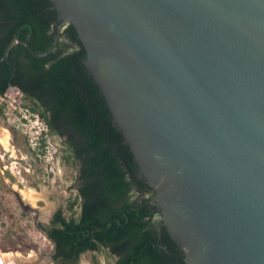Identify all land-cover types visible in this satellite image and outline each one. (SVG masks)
<instances>
[{"label":"water","instance_id":"95a60500","mask_svg":"<svg viewBox=\"0 0 264 264\" xmlns=\"http://www.w3.org/2000/svg\"><path fill=\"white\" fill-rule=\"evenodd\" d=\"M50 1V49L0 64L74 27L186 263L264 264V0Z\"/></svg>","mask_w":264,"mask_h":264},{"label":"trees","instance_id":"16d2710c","mask_svg":"<svg viewBox=\"0 0 264 264\" xmlns=\"http://www.w3.org/2000/svg\"><path fill=\"white\" fill-rule=\"evenodd\" d=\"M57 19L50 0H0V60L15 36L30 38L38 52L49 50ZM86 56L70 26L55 54L36 57L18 43L0 64V96L18 87L46 122L48 135L63 139L66 162L79 171L77 195L67 206L72 215L58 210L45 229L54 244L52 257L77 264L84 253L105 250L117 258L115 264H187L158 204L139 200L150 186L137 175L135 154L114 125ZM40 142L44 146L46 139Z\"/></svg>","mask_w":264,"mask_h":264},{"label":"rangeland","instance_id":"374dc122","mask_svg":"<svg viewBox=\"0 0 264 264\" xmlns=\"http://www.w3.org/2000/svg\"><path fill=\"white\" fill-rule=\"evenodd\" d=\"M7 93L0 96V264L35 263L40 256L37 264H61L52 257L54 244L45 229L58 210L72 215L67 206L77 195L79 171L66 162L63 139L48 135L24 93L15 86ZM116 259L105 250L90 251L77 264H115Z\"/></svg>","mask_w":264,"mask_h":264},{"label":"flooded vegetation","instance_id":"af4514ba","mask_svg":"<svg viewBox=\"0 0 264 264\" xmlns=\"http://www.w3.org/2000/svg\"><path fill=\"white\" fill-rule=\"evenodd\" d=\"M55 22H58V19H57ZM55 22H54V23H55ZM65 30H66V29H65ZM65 30L62 32L61 36L65 33ZM53 34H54V32H53ZM60 42H61V37H60ZM29 264H34V263L31 262V263H29Z\"/></svg>","mask_w":264,"mask_h":264},{"label":"built area","instance_id":"2783aa9c","mask_svg":"<svg viewBox=\"0 0 264 264\" xmlns=\"http://www.w3.org/2000/svg\"><path fill=\"white\" fill-rule=\"evenodd\" d=\"M15 88L19 89L18 87H15ZM19 90H20V89H19ZM7 92H8V90L6 91V93H5L3 96H8V93H7ZM3 96H2V97H3Z\"/></svg>","mask_w":264,"mask_h":264},{"label":"bare ground","instance_id":"6f19581e","mask_svg":"<svg viewBox=\"0 0 264 264\" xmlns=\"http://www.w3.org/2000/svg\"><path fill=\"white\" fill-rule=\"evenodd\" d=\"M0 134H1V133H0ZM1 136H2V135H1ZM1 136H0V137H1ZM11 260H12V259H11ZM11 260H10V261H11ZM10 264H15V262H14V261H13V262L11 261V263H10Z\"/></svg>","mask_w":264,"mask_h":264}]
</instances>
